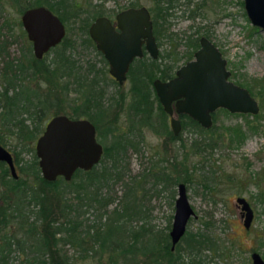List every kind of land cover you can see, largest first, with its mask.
<instances>
[{
	"label": "rangeland",
	"instance_id": "374dc122",
	"mask_svg": "<svg viewBox=\"0 0 264 264\" xmlns=\"http://www.w3.org/2000/svg\"><path fill=\"white\" fill-rule=\"evenodd\" d=\"M58 1L48 0L56 8L58 6L55 3ZM75 1L85 10L95 8L113 19L117 11L133 0ZM134 1L146 7L150 5L149 0ZM240 1L177 0L168 10L165 31L159 37V52L163 54L175 45L179 56L176 62L178 66L183 62L184 53L187 51L185 41L188 37L206 36L225 59V67L229 71L228 80L245 88L256 100L257 113H230L222 109L214 111L211 135L216 144L213 149L201 154L190 150L191 140L198 137L191 130L188 134L182 132L183 147L175 142L164 148L162 136L153 134L152 129L145 127L142 136L132 138L134 147H127L118 160V180L108 179L98 192L102 197H109L108 204L102 208L92 204L81 209L84 210L79 216L81 231L87 225L104 222L111 211L121 212L128 206L133 212L129 222L131 228L144 224L154 231L161 230L168 234L178 182L155 181L151 173L156 172L158 167L163 172L169 171L171 164L181 161L184 156L186 168L191 175L189 182L185 183L186 197L194 211V216L189 217L186 222L185 231L203 232L215 242V250H202L203 264H251L249 256L253 251L264 261V31L249 23ZM58 9L63 11L62 8ZM4 11L3 15L11 23V30L7 34L0 29V33L5 34L0 39L5 38L9 42L5 45V60L26 63L28 57L33 55L25 33L22 36L18 32L16 23L20 14L17 7L9 3L5 4ZM66 11L68 12L67 9ZM52 12L58 15L55 11ZM66 24L69 31L65 25V36L73 42V48L66 52L70 54L75 66L79 67L80 73H85L93 65L97 70V87L102 89V96L99 98L96 87L95 97L105 102L104 104L109 96L111 101L115 100L118 88L111 84L106 72L103 73L104 65L99 55L91 47L81 43L77 22L69 18ZM55 49L60 50L61 47L55 46ZM53 55L54 51H48L42 57L48 62ZM31 82L32 86L38 83ZM38 86L44 89L45 83L39 82ZM83 87L87 89V86ZM127 88L128 82H125L122 93ZM58 96L62 97V94L59 93ZM85 97L84 92L75 93L74 90L66 94V98L70 102L73 99L74 103H82ZM111 109L108 114L103 113L100 117V131L115 118H118L119 125L125 123L126 115L120 111L121 107L115 104ZM69 111V107H66L65 112ZM115 111L119 112L114 113ZM233 128H239L242 138L233 135ZM3 137L1 145L12 156L15 150L22 161L29 159L30 154L25 147L14 145L16 141L7 134H3ZM35 139L29 145L33 150ZM99 142L103 144L100 140ZM104 164L109 166V162L105 161ZM237 196L244 197L252 209L253 215L248 228L243 227L239 208L235 205ZM63 249L68 256L74 258L76 264L98 263L96 255L79 258L78 251L72 247L65 245ZM27 254V249L22 252L14 250L8 254V259L12 264L24 263ZM99 262L105 264V259L102 257Z\"/></svg>",
	"mask_w": 264,
	"mask_h": 264
},
{
	"label": "trees",
	"instance_id": "16d2710c",
	"mask_svg": "<svg viewBox=\"0 0 264 264\" xmlns=\"http://www.w3.org/2000/svg\"><path fill=\"white\" fill-rule=\"evenodd\" d=\"M160 1H165L167 6L162 7L160 4L155 15L154 4L150 10L153 32L163 34L165 27L156 25L155 21L158 18L165 20L167 9L177 0ZM7 3L16 6L19 14L27 8L43 5L58 14L68 31L66 23L70 18L78 23L81 43L86 46L91 43L87 33L90 21L104 15L95 8L83 9L75 0H59L55 3L63 11L48 0H0V29L6 34L11 30V23L3 15ZM16 25L19 34L24 36L20 20H17ZM4 35L0 33V37ZM6 43L9 42L5 38L0 39V141H3V134H7L16 141L14 145L25 147L30 157L22 161L13 150L15 178L10 175L4 162L0 161V264H12L8 254L14 250L22 252L24 249L28 250V257L24 263L18 264H76L74 258L64 251L65 245L77 250L79 258L96 255L99 259L97 264H101L99 261L102 257L105 264H203L202 250H215V242L210 236L203 232L185 231L171 250L167 233L154 231L144 224L130 227L133 212L128 206L121 212L111 211L104 222L87 225L81 231L79 216L84 212L81 209L92 204L100 208L108 204L109 197H102L98 192L108 179L116 180L119 177L118 160L127 147H134L135 142L132 136H126L119 129V125L108 126V130L105 126L102 131L98 129L104 111L97 108L95 116L92 115L88 110L89 90L81 89V82L87 80L92 65L85 73H80L79 67L75 66L70 54L66 52L73 48V42L68 36H64L57 45L61 47L60 50L55 47L49 50L54 51V55L48 62L43 57L35 59L34 56L28 57L26 63L5 60ZM185 44L187 51L184 55L190 58L198 46V38L188 37ZM164 72L157 63L148 59H137L130 67L128 75L132 80L130 91L133 102L130 106L133 110L139 112L140 107L145 109L148 103L142 102L149 99L151 80L156 76L164 78ZM31 81H43L45 88L41 89L38 83L32 86ZM75 83H79L77 87L86 94L82 103H74L73 99L71 103L66 98L67 92L72 90L71 85ZM55 92L57 94L54 95ZM59 93L62 94L61 98ZM66 107L70 109L68 113L65 112ZM59 113L69 117L90 118L96 124L97 141L103 143L102 155L91 169L76 170L69 181L61 177L46 181L40 175L33 147L29 145L42 132L45 124L43 121ZM133 118V115L132 118L128 117ZM188 127L193 132H205L193 121H189ZM212 133L213 129H206L205 134L198 133V137L190 142V150L201 154L213 149L216 143ZM233 135L242 138L239 128H233ZM184 160L183 156L181 161L172 163L167 172L158 167L159 170L151 173L154 180L188 183L191 175ZM105 161L109 162V166L104 164Z\"/></svg>",
	"mask_w": 264,
	"mask_h": 264
},
{
	"label": "water",
	"instance_id": "95a60500",
	"mask_svg": "<svg viewBox=\"0 0 264 264\" xmlns=\"http://www.w3.org/2000/svg\"><path fill=\"white\" fill-rule=\"evenodd\" d=\"M242 1L250 24L264 31V0ZM19 20L35 59H41L65 36L60 18L43 5L25 9ZM114 20L117 30L108 17L98 16L87 31L96 49L106 59L109 74L122 83L129 63L134 57L142 56L141 44L151 58L157 56V47L144 6L120 10ZM225 64L218 48L208 38L200 36L192 59L179 66L172 79L153 80L152 85L163 110L170 114V102L174 101L177 112L188 114L204 128L211 126L210 113L216 108L230 113H257L256 100L245 88L228 80L229 71ZM170 126L174 134L179 131L177 120L171 118ZM34 153L44 180L53 181L61 177L69 181L76 170H89L99 162L102 146L96 139L94 126L87 119L59 113L45 122L42 132L35 139ZM0 161L6 164L10 175L15 178L12 155L1 143ZM235 205L240 209L242 225L248 228L252 219L251 207L241 196L235 198ZM191 216H194V211L188 203L185 186L179 183L168 231L171 250L184 234L186 222ZM249 257L251 264H264L254 251Z\"/></svg>",
	"mask_w": 264,
	"mask_h": 264
},
{
	"label": "flooded vegetation",
	"instance_id": "af4514ba",
	"mask_svg": "<svg viewBox=\"0 0 264 264\" xmlns=\"http://www.w3.org/2000/svg\"><path fill=\"white\" fill-rule=\"evenodd\" d=\"M149 1H150V5L148 7H146L144 5H139L134 0L133 1H129L128 2V5L125 6L123 9L130 8V7H140V6H144L147 9L148 14H149V19L151 21V31H152V35L154 37V41H155V44H156V47H157V56L155 58H151L149 56V54L147 53V51L144 49V44L142 43L141 44L142 56L141 57H134L132 59V61L129 63L128 70H127V72L125 74V79L122 81V83H118L117 80H115L109 74V72H108V63H107L106 59L103 57V54L99 50L96 49V46H95L94 41L89 37L91 43L89 45H87V46L91 47L94 50V52L99 55V59H100V61L104 65L103 73L105 71L106 72V75L109 78V81L111 82V84L118 88L117 97H116L115 100L111 101L109 99L111 96H109L107 98V100H106V104H104L105 102H101V101L98 100L102 96V94H101L102 93L101 92L102 89H99L97 87V82H98V78L96 77L97 76V72H96L97 70L94 69V66L93 65H92L91 70H90L91 72L88 74L89 76L87 77V80L82 81L81 82V85L87 86L86 88L89 90V100H88V103L90 104V106H88V110L92 112V115L95 116V112L97 111L96 110L97 108H102V111H104V113L106 115L110 111H112L111 107H114L115 104L117 106L121 107L120 111H122L123 113H125V115H126L125 116L126 117L125 120L126 121H125V123L122 126H121V124L119 125L118 118H115L111 122L107 123V125L104 128L107 129L108 126L109 127L110 126H113L114 127L116 125H119V129L121 131H123L126 136H128V137H131L132 136L131 138H134L137 135H141L142 136L143 129L145 127H148L149 129H152L153 134H156L158 136H162V139H163L162 140V143H163V147L164 148L168 144H174L175 142H177L180 147H183L184 146V141L182 139V132L185 131V133L188 134V132L190 130L189 127H188L189 121H193V122L197 123L198 126L203 131L205 130V132H206V129H213L212 128V125H213V119H212L213 112L216 111L217 109H222V110H226V109L216 108L214 111H212L210 113V116H211V126L209 128L202 127L196 120L192 119L188 114H186L184 112H177L175 110V105H174L175 102L174 101H171L170 102V109H171V113L170 114H168L167 112H165L163 110V108L160 105V102H159V100H158V98H157V96L155 94V91H154V88H153V85H152L153 80L154 79H158L160 81H167V80L172 79L175 76V71L179 68V66H181L182 64H184L186 61L192 59L193 53H192V55H191L190 58H186V55H184L183 62L180 65L176 66V62H177L179 56L177 55V52L175 51V45H173V47L169 51L164 52L163 54L159 52V43H160V38L159 37H160V33L159 32H153V22H152V16H151L152 12L150 10V7H151L152 4L155 5V6H153L154 9H155L154 10V15H155V13L157 11L156 9L158 8V6L161 4L162 7H165V6H167V3L165 1H160V0H149ZM241 2H242V6H243V1L241 0ZM170 8L167 9V12H168V10ZM123 9H121V10H123ZM244 13H245V11H244ZM115 14H114V16H115ZM168 15H169V12H168L167 16ZM100 16H106V17H108V19L110 20V23L115 27L114 16H113V19H111L108 15H100ZM96 17H98V16H96ZM156 17H158V16H156ZM166 17H165V20H166ZM95 18H93L90 21V23ZM165 20H162L161 18H158L155 21V23H156V25L159 24L162 27H164L165 26ZM90 23H89V25H90ZM89 25H88V27H89ZM20 26H21V24H20ZM64 27H65V25H64ZM88 27H87V30H88ZM21 28H22V26H21ZM115 29H116V27H115ZM87 33H88V31H87ZM204 37H206V36H204ZM197 48H198V46L193 50V52ZM137 59H148V60H152V61H154L155 63L158 64V66H159V68L161 70H165L166 71V72H164L165 73L164 74L165 75L164 78H160V77L156 76V77H153V79L151 80L149 99L142 102V103H148V104H146L144 106L145 109H143L142 107H140V109H139L140 111L139 112H137L136 109L133 110L131 108V106H130V104L133 103L132 102V99H131V91H130V86H131L132 80L129 78V75H128V71H129L130 67L136 62ZM162 59H163V61H162ZM125 82H128V88H127V90L124 93H122V88H123V85L125 84ZM77 85H79V83L73 84L72 85V90L73 89H77L78 91L77 90L76 91L74 90L75 93L82 92V91L79 90V86L77 87ZM83 86H82L81 89L84 91L86 89H84ZM96 87L98 88V93H99V96H98L99 98L98 99L95 97V94H94V92L97 91L96 90ZM112 102H114V103H112ZM149 103H151V106H149L150 105ZM116 112H119V111H115L114 113H116ZM131 114L133 115V117H134L133 119L134 120L133 119H128V117H131L132 118V115ZM142 115L145 117V120H142L143 119ZM73 118H83V119H87L94 126L95 136H96V132H97L96 124H94L90 118H87V117H73ZM171 118L177 120L178 121V124H179V131L176 134L173 133V131L171 129V126H170V119ZM205 132H196V131H194V134H196L195 136H198V133H200V134H203L204 133L205 134ZM179 183H182V182H178L176 184V192H177V185ZM184 186H185V184H184ZM185 190H186V186H185ZM239 216H240V209H239Z\"/></svg>",
	"mask_w": 264,
	"mask_h": 264
}]
</instances>
